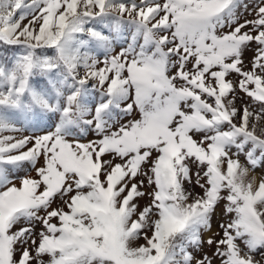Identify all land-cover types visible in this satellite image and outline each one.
<instances>
[{"label": "snow or ice", "instance_id": "snow-or-ice-1", "mask_svg": "<svg viewBox=\"0 0 264 264\" xmlns=\"http://www.w3.org/2000/svg\"><path fill=\"white\" fill-rule=\"evenodd\" d=\"M0 44V264H264V0H0Z\"/></svg>", "mask_w": 264, "mask_h": 264}, {"label": "rangeland", "instance_id": "rangeland-1", "mask_svg": "<svg viewBox=\"0 0 264 264\" xmlns=\"http://www.w3.org/2000/svg\"><path fill=\"white\" fill-rule=\"evenodd\" d=\"M249 18H251V17H249ZM11 54H12V52H9V50L5 49V47H4L3 44H0V55H2L4 58H6V57H10ZM252 55L253 54H252L251 51H248V52L245 53L244 59H245V62L246 63L252 57ZM0 58H2V57H0ZM101 59H102V57H101ZM88 99H91V97H89ZM134 119H139L138 112H135L132 115H129L127 117H121L119 122L120 123H126L127 121L134 120ZM50 127H51V124L48 121L45 120V121L41 122L38 127L33 128V129H30V130H28L26 132L21 131L19 133H15V135H17V136H23V135L31 136L33 134H43ZM92 139H95V136L94 135H91V134H88V135H86L84 137V142H87V141L92 140ZM196 139H199V137H196ZM239 159H240V163L242 165L248 166L246 164L245 157L243 155H241L239 157ZM42 163H43V161H41L40 164H38L37 166H40ZM193 171H195V167L194 166H193ZM25 175H31L32 177H35L36 173H35V171H33L29 167L26 171H20L18 173L11 174L12 182L16 186H19V184H20V179L19 178L20 177H23ZM252 177H255L257 183H259V181L261 179H264V166L257 167L255 170H252L250 168V171H249V179H251ZM185 187L189 191H192L194 193H201V189L198 186H196L194 182H193V184H185ZM0 190H2V189H0ZM137 203L142 207L146 203V200H138ZM59 204H60V201L59 200H56V202L53 204V207H58ZM223 208H224V205H223V203H221L216 208L215 213H214V215L211 218V225H212V227H211V233L218 232L219 231L218 225L221 222H224L227 219V217H225V215H224ZM36 230L39 231V226H37V229ZM211 233H204L203 234V239L207 240L208 236ZM140 243H143V241L141 240ZM212 251L213 250L211 248H209V247H207V245H205V247L203 249V252L200 253L199 255L207 254L209 257H211L212 256ZM256 258L257 259L260 258L259 254H257ZM213 264H219V260L214 259L213 260Z\"/></svg>", "mask_w": 264, "mask_h": 264}, {"label": "trees", "instance_id": "trees-1", "mask_svg": "<svg viewBox=\"0 0 264 264\" xmlns=\"http://www.w3.org/2000/svg\"><path fill=\"white\" fill-rule=\"evenodd\" d=\"M4 47H5V49L9 50V52H11V49L8 46L4 45ZM0 57L4 58L2 55H0Z\"/></svg>", "mask_w": 264, "mask_h": 264}]
</instances>
